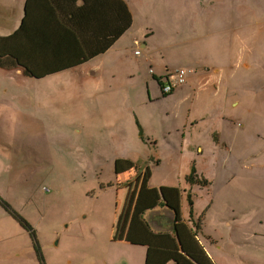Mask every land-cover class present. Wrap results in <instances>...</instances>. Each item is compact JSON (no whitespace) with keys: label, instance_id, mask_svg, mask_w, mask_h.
Instances as JSON below:
<instances>
[{"label":"rangeland","instance_id":"1","mask_svg":"<svg viewBox=\"0 0 264 264\" xmlns=\"http://www.w3.org/2000/svg\"><path fill=\"white\" fill-rule=\"evenodd\" d=\"M120 1L129 5L130 12L139 10V25L150 29L151 42L159 46H169L168 41L179 34L200 31L192 13L176 7L207 6V0ZM214 1L198 20L203 40L198 45L208 60L197 65L200 68L205 63L204 68H218L212 73L220 69L221 74L215 76L218 87L202 81L196 98L189 83L168 97L161 96V85L153 83L150 87L157 89L153 90L160 97L149 98L145 80L128 78L132 61L117 58L108 62L111 53L80 72L40 82L21 72L0 70V194L38 230L45 264H69L67 260L71 264H102L104 260L110 264H144L145 245L109 242L117 191L116 187L103 190L101 186L116 184L113 160L126 157L120 153L132 148H137L142 161L159 156L167 164L151 168L150 184L170 186L174 182L173 187H178V172L168 169V161L175 152L179 157L188 154L191 141L183 134L195 132L188 131L193 122L201 131L216 123V131L223 118L233 128L235 140L230 144L236 149L230 156L223 152L226 170L217 181L216 173L202 174L211 183L212 193L193 196V214L202 219V241L210 254L214 253L215 240L222 245H238L239 251H224L221 262L264 263V0ZM23 8L24 0H0V36H9L19 28ZM174 45L172 49L179 57L172 58L170 70L186 62L185 54L190 50ZM241 61L249 68L237 75ZM228 89L231 91L227 93ZM235 97L243 103L238 110L230 107ZM99 101L104 102L102 108ZM244 105L255 111L248 123ZM74 119L78 124L69 122ZM77 127L84 131L82 135L75 133ZM197 134L210 139L209 135ZM100 157L110 158L103 164L105 171L91 164ZM209 159L203 167L213 165V158ZM244 166L248 171L241 170ZM234 170L240 171L239 179L233 180ZM45 187L51 190L49 194L43 192ZM184 209L180 208L182 223L189 208ZM0 213L3 252L21 253L14 262L1 260L0 264H42L31 235L1 204ZM55 230L60 235L55 237ZM77 230L81 234L76 237Z\"/></svg>","mask_w":264,"mask_h":264},{"label":"crops","instance_id":"2","mask_svg":"<svg viewBox=\"0 0 264 264\" xmlns=\"http://www.w3.org/2000/svg\"><path fill=\"white\" fill-rule=\"evenodd\" d=\"M126 2V0H124ZM214 0H207V6L202 7H176L181 8L183 11L191 12V16L193 19L196 20L195 27L200 29V19L201 16H205L206 12L208 11V6L211 3H216ZM221 2V0H218ZM118 0H95V4L93 5V12L92 15L88 18L81 17L79 21L86 22L89 26H87L86 33L83 34L84 36H92L95 38H98L99 41H105L109 40L111 38L112 28H127L128 23V17L127 15L120 19L119 17H122L124 13L118 8L117 5ZM127 3V2H126ZM25 4V1H24ZM136 4V2H134ZM129 8V5H127ZM171 10V11H175ZM137 11H131L130 19L133 22V29L129 32L124 34L122 38L119 39V42L116 46H114L112 49H109L105 54L102 56L93 59L92 61H89L85 63L84 65L77 68L76 72L82 71L85 66L91 65L92 63H95L96 61H100L109 55L112 54V57L108 60L110 62L111 59H117L120 58L123 60L130 59L132 61L131 64V70H128V78H134L137 77L139 79L145 80V86L149 87L147 88L149 98L150 95L152 98L159 99L160 94L155 92L157 89L150 87L147 85L148 82L151 81L150 75V69L154 68L156 69L157 75L153 77L155 80L159 76L163 75L165 76L164 69H167L169 71L168 64L172 61V58L179 57L177 55V52L174 51L172 48L176 45H183L186 48H189L190 50L187 51L188 54H185L186 62L181 63L179 68L170 70L173 75H175L176 70H183V68L192 71V73H188L187 75V83H189L194 89L195 92L193 95L196 98L197 93L202 88V81L206 83H211L212 86L218 87V82L216 81V74L220 75L216 72L215 74L212 72H207L206 68L204 66L206 65L203 63V66L198 68L197 63L201 61L208 60L206 57V53L204 49H201L198 44H201L203 41L201 39L200 31H192V34L188 35L186 33L179 34L177 37H175L173 40L168 41L169 46L165 45V43H162L161 46L156 45L151 42V35L149 28L144 29L142 26L138 23V16ZM135 13V14H134ZM24 14V8L22 12L21 22ZM21 24V23H20ZM18 29V28H17ZM16 29V30H17ZM89 29H92L94 31L93 35L89 34ZM14 30V31H16ZM190 45V46H187ZM140 51L141 54L139 56H136V52ZM242 65H246L247 63L245 61H241ZM246 67V66H245ZM247 69L249 67H246ZM122 70V69H121ZM120 70V71H121ZM74 72V71H71ZM67 72V73H71ZM66 73L61 74H51L50 76H58ZM54 75V76H53ZM119 75V72L115 75ZM237 75L239 73L237 72ZM49 76V78H51ZM97 76V74H96ZM215 77V78H213ZM48 79V78H47ZM232 83H233V77H232ZM124 91H128L127 88H122ZM231 91L230 89L227 90V93ZM233 91V89H232ZM163 93H161V96ZM179 98L180 95H177ZM86 97V95H85ZM228 101V98H227ZM98 105L100 108L103 107L104 102L99 101ZM243 106V103L240 102L239 99L236 97L233 99L230 107L238 110ZM245 106V113L247 112V123L251 118H253V115L255 113L254 110L250 111V106ZM59 109L62 110L63 107L59 106ZM62 113V111H61ZM76 116L75 114H73ZM225 115L228 117H231V113H228L227 110H225ZM223 121L220 123V127L217 128L215 131V125L213 127H209L206 131H201L198 127H196L193 123L188 129V131H195L201 135H209L210 139L205 140L203 137L198 135L197 133L193 132L189 136L184 133L183 137L186 139L188 138L189 141H191L189 144V147L187 148L188 154L183 155L181 154V157H179V154L175 152L172 154V158L168 161V165L170 167L168 169H174L178 172V177L180 184L178 187H173V183L171 182V185H165V184H159L158 186H152L149 182V179L151 178L152 171L151 168L155 169L156 167H160L167 164V160H162L159 158V156L156 157H150L147 160L142 161V159L139 157V152L137 151V148H132L126 150L124 153H120L121 155H127L126 157L117 158L114 159V165H113V172L116 175V184H123L125 182H129L127 186L124 187H116L117 191V212H116V218L114 225L112 227V231L110 233L109 242H120L122 244L125 243H132V244H138L141 243L147 247V260L144 261V264H188L185 262L182 258L179 257V253L176 250V245L174 241V237L170 234H157L150 230L146 222L144 221L142 215L147 210L157 209L159 206V200L157 198L156 192L159 191L161 188L166 187L170 189L171 192V206L174 209V211L177 214L178 222H179V228H180V235H182L181 239L187 248L188 253L190 256H192L195 260H197L200 264H224L219 259H222V255L224 251H239L238 245H222L219 244L218 240H215V247H214V253L213 255L210 254V251L208 250L207 245L202 241L203 240V234L202 230L199 231V234L196 235L190 225L187 221V216L184 217V223H182V215L180 208H183V211L185 212L184 206H187L184 200L183 191L184 188V179L188 175L189 171L192 168V165L195 163L197 166V169L202 173L205 174L207 171L211 173H216V181L217 178L221 175L222 172L226 170V166L223 164L222 156L223 152L227 151V154L225 156L233 155L236 147L230 144L235 140V134L233 133V128L230 126L229 123H226V118L222 119ZM70 123H77L78 121L76 119L70 120ZM240 123L235 124L236 126ZM243 127V124H242ZM77 134H83L84 131L80 129L79 127L75 128ZM140 139H142V135L140 134ZM153 143H156L154 139L152 138ZM153 148H157V145L154 144ZM246 146L243 145L242 151L246 152ZM242 154V152H240ZM72 154H75L72 153ZM130 156H134V158H130ZM179 157L177 160H175V157ZM213 158V165L209 167H203L202 163H208L211 161L209 158ZM105 158V157H104ZM109 161V157L105 158ZM200 159V160H199ZM107 161V162H108ZM86 160L84 161V163ZM93 165L96 166L99 170L105 171V168H103V164L105 162L102 161H96L93 160ZM106 162V163H107ZM246 161L244 160L243 163ZM215 168V169H214ZM264 168V165H263ZM241 170L248 171L247 167H242ZM224 176H222L224 181ZM233 180L240 178V171L234 170L233 171ZM171 181V180H170ZM242 181H239L240 183ZM114 184V183H112ZM137 187H141V191L137 192ZM196 194L202 195L201 192H197ZM194 194V195H196ZM204 195H202L203 197ZM210 196V195H205ZM0 197L3 198V196L0 194ZM177 203V208H176ZM1 215V213H0ZM158 216H161V213H158ZM1 219V218H0ZM2 221L3 218H2ZM38 231V230H37ZM46 232V230L44 231ZM55 237L60 235L57 230L54 231ZM76 237L79 236L78 234H81V230L76 231ZM22 236V235H19ZM1 237H3L1 235ZM39 238V234H38ZM61 242V240H59ZM58 241L57 246L60 244ZM4 239L0 238V262L2 261H11L14 262L13 259L19 258L21 256V253L17 250H14L13 254L6 255L3 252V244ZM189 246L192 248V250L189 248ZM264 249V246L262 247ZM17 253V254H16ZM28 252L26 251V254ZM18 255V257H17ZM210 255V256H209ZM66 263L71 264L70 260H67ZM102 264H110L109 262L105 261ZM123 264H129L128 262L124 261ZM234 264H238V262H234ZM264 264V263H263Z\"/></svg>","mask_w":264,"mask_h":264},{"label":"trees","instance_id":"3","mask_svg":"<svg viewBox=\"0 0 264 264\" xmlns=\"http://www.w3.org/2000/svg\"><path fill=\"white\" fill-rule=\"evenodd\" d=\"M24 1V14L19 28L9 36H0V70L6 72H21L24 77L34 79L38 82L49 78L51 74L56 75L67 73L68 71L76 72L78 67L102 56L109 49L116 46L119 39L133 29V22L130 19L132 16L130 11H128L129 8L120 0H118L117 5L124 15L119 18L122 19L127 15V28H112L111 38L105 41H99L98 38L92 36H84L83 34L86 33L87 26L89 25L86 22L79 21L81 17L89 18L92 15L95 0ZM89 30V34L93 35L94 31L92 29ZM140 54V51L136 52V56ZM217 69L215 68L212 71L211 67H206L207 72H215ZM246 69L245 65H242V62H240L238 73L240 74V70L243 71ZM180 70H176L175 75H173L170 70L167 71V69H164V72L166 71L165 76L162 77L163 75H161L155 80L153 77L157 75L156 69L151 68L149 72L153 77L151 76V81L147 85L158 83L161 85L162 95L164 97L171 96L177 92L178 88L168 94L164 92V88L172 83L171 81L175 79L176 74ZM185 70L192 73L190 70ZM220 72L221 70L219 69ZM186 84L187 77L184 85ZM146 88L149 89L147 86ZM146 142L149 144L150 139L147 138ZM96 161L106 163L108 160L100 157ZM91 164L94 166L93 162ZM122 185H116L115 183L107 184L102 185L101 189L106 190L107 188ZM182 191L185 203L189 208L187 216L188 224L194 233L198 235L199 231L202 230V219L194 217L193 196L197 192H201L204 196L211 195L212 189L211 183L204 178L195 163L184 179V188ZM156 194L160 202L159 206L157 209L145 211L142 215L144 221L152 232L172 235L179 257L185 262L188 264H200L190 256L181 239L177 214L171 206L170 189L163 187ZM2 199L0 198V204L6 209L7 214L31 235L39 261L45 264L42 246L39 243L38 231L18 215L6 200ZM158 213H161V216H158Z\"/></svg>","mask_w":264,"mask_h":264},{"label":"built area","instance_id":"4","mask_svg":"<svg viewBox=\"0 0 264 264\" xmlns=\"http://www.w3.org/2000/svg\"><path fill=\"white\" fill-rule=\"evenodd\" d=\"M186 77H187V71L185 69L180 70L177 74L176 77L173 81H171L172 83L168 84L165 88H164V92L165 93H171L174 92L179 86L184 85L186 83ZM43 192L45 194H49L51 192V190L49 188H43Z\"/></svg>","mask_w":264,"mask_h":264},{"label":"flooded vegetation","instance_id":"5","mask_svg":"<svg viewBox=\"0 0 264 264\" xmlns=\"http://www.w3.org/2000/svg\"><path fill=\"white\" fill-rule=\"evenodd\" d=\"M237 81L239 82V78H237Z\"/></svg>","mask_w":264,"mask_h":264}]
</instances>
